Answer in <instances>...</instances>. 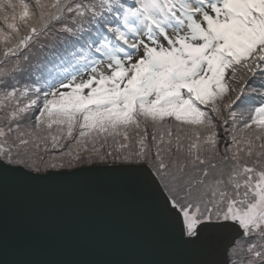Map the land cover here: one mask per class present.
Returning a JSON list of instances; mask_svg holds the SVG:
<instances>
[{
    "label": "snow or ice",
    "instance_id": "1",
    "mask_svg": "<svg viewBox=\"0 0 264 264\" xmlns=\"http://www.w3.org/2000/svg\"><path fill=\"white\" fill-rule=\"evenodd\" d=\"M76 182L139 258L8 245L10 190ZM0 264H264V0H0Z\"/></svg>",
    "mask_w": 264,
    "mask_h": 264
},
{
    "label": "water",
    "instance_id": "2",
    "mask_svg": "<svg viewBox=\"0 0 264 264\" xmlns=\"http://www.w3.org/2000/svg\"><path fill=\"white\" fill-rule=\"evenodd\" d=\"M99 186L83 182L43 191L10 190L3 215L11 246L25 228L53 237V258L67 260H122L140 253L126 240L117 222L98 205ZM8 259L14 257L9 254Z\"/></svg>",
    "mask_w": 264,
    "mask_h": 264
}]
</instances>
